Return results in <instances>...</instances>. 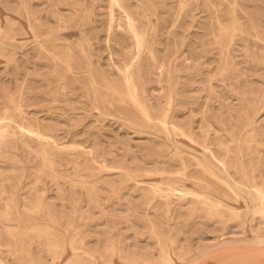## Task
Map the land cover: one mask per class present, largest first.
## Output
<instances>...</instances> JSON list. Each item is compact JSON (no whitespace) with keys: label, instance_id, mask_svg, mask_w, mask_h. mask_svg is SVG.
<instances>
[{"label":"rangeland","instance_id":"374dc122","mask_svg":"<svg viewBox=\"0 0 264 264\" xmlns=\"http://www.w3.org/2000/svg\"><path fill=\"white\" fill-rule=\"evenodd\" d=\"M0 264H264V0H0Z\"/></svg>","mask_w":264,"mask_h":264}]
</instances>
